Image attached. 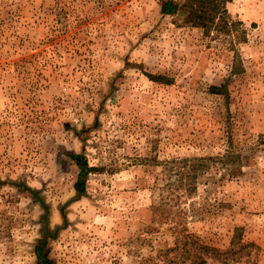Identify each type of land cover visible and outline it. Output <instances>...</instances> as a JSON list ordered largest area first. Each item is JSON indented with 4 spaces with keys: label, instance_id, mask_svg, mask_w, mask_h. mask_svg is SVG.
I'll use <instances>...</instances> for the list:
<instances>
[{
    "label": "rangeland",
    "instance_id": "rangeland-1",
    "mask_svg": "<svg viewBox=\"0 0 264 264\" xmlns=\"http://www.w3.org/2000/svg\"><path fill=\"white\" fill-rule=\"evenodd\" d=\"M162 1L0 0V264H37L27 187L51 228L65 212L56 264H139L172 246L175 222L221 251L241 228L264 264V0L225 4L244 43ZM229 150L239 175L216 160ZM67 153L99 169L78 199ZM183 168L200 172L191 194ZM160 204L168 220L148 233Z\"/></svg>",
    "mask_w": 264,
    "mask_h": 264
},
{
    "label": "trees",
    "instance_id": "trees-1",
    "mask_svg": "<svg viewBox=\"0 0 264 264\" xmlns=\"http://www.w3.org/2000/svg\"><path fill=\"white\" fill-rule=\"evenodd\" d=\"M231 0H185L179 4L173 0H166L160 3V13L163 15L174 16L182 13L187 23L192 27L200 28L205 36L209 35L212 30L219 34L232 37L236 43H244L246 40L241 23L238 21H229L225 4ZM152 81L163 82V76L147 75ZM70 160L79 169L77 180L74 185L76 198H81L85 195V184L88 174L99 171L98 168L88 166V162L84 154L67 153ZM227 163H237L229 173L232 176L239 175L241 172L238 161L239 155L232 151H227L221 156H217L216 160ZM215 161V160H214ZM235 161V162H234ZM222 163V162H221ZM222 164V165H224ZM184 169V168H183ZM185 170V169H184ZM180 171V170H179ZM198 168H192L190 172L185 170V173L179 172V179L176 187L184 189V193L191 194L195 191L194 181L199 174ZM186 174L190 182L184 183L183 176ZM187 185L186 188H184ZM15 186H17L15 184ZM35 199L39 202L42 213V228L40 231V239L35 246L34 253L37 264H56L50 258L49 241L54 240L59 232L65 229L67 225L66 215L61 208L63 219L62 225L51 228L48 224V206L37 198V190L26 188ZM153 217L146 230L148 233L157 230V227L163 225L168 220L169 211L164 207V204L153 207ZM180 222L174 223L173 243L164 249L158 250L157 254H147L142 257L139 264H255L250 262L251 252L248 250L249 245L242 243V229L235 228L233 236L230 240L229 248L225 251L217 250L212 247L196 234L189 232L186 226H180ZM243 257L246 260L241 262Z\"/></svg>",
    "mask_w": 264,
    "mask_h": 264
}]
</instances>
